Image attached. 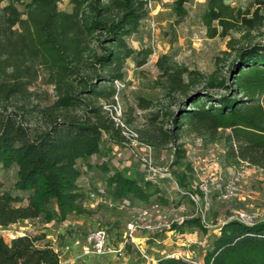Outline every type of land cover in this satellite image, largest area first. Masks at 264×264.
Instances as JSON below:
<instances>
[{
	"label": "trees",
	"instance_id": "1",
	"mask_svg": "<svg viewBox=\"0 0 264 264\" xmlns=\"http://www.w3.org/2000/svg\"><path fill=\"white\" fill-rule=\"evenodd\" d=\"M151 1L69 0L72 10L68 11L60 9L61 0L6 4L0 0V166L17 167L12 190L3 189L0 180V226L36 218L65 220L70 214L88 212L78 182L83 173L78 161L100 151L104 134L116 142L128 139L114 118L115 80L124 78V62L134 52L126 37L138 30ZM189 1H174L178 18L187 15ZM203 21L209 37L259 29L264 26V0H253L247 8L209 0ZM158 64L168 91L188 95L193 85L190 75H201L167 54ZM232 65V93H209L210 88L226 87L225 79L213 76L205 90H196L177 110L166 113L170 127L151 121L137 131V138L151 147L173 144L172 164L185 167L173 175L188 192L192 191L188 173L194 170L179 142V131L185 126L205 143L223 141L227 164L246 163L264 173V44L240 47ZM42 71L56 88L57 98L49 104L38 102L31 89ZM149 105L145 101L142 106ZM101 168L109 172L106 187L114 199L147 203L161 195L162 179L111 171L105 164ZM185 226L206 228L200 217L173 224L179 230ZM40 239L25 234L7 242L0 235V264H66L58 249L51 243L40 246ZM204 263L264 264V219L252 223L226 219L205 252ZM158 264L191 263L165 255Z\"/></svg>",
	"mask_w": 264,
	"mask_h": 264
},
{
	"label": "rangeland",
	"instance_id": "2",
	"mask_svg": "<svg viewBox=\"0 0 264 264\" xmlns=\"http://www.w3.org/2000/svg\"><path fill=\"white\" fill-rule=\"evenodd\" d=\"M9 0H4L6 4ZM175 0H153L148 14L140 21L136 32L127 38L134 49L124 62V78L115 81L118 89L117 99L120 110L118 117L124 124L127 140L116 142L103 135L101 149L87 160L80 159L83 173L78 182L85 192V214H70L65 220L53 219L45 222L42 218L25 220L10 226H0V235L7 242L19 235L40 237L38 244L51 243L61 252L66 264H156L158 258L169 255L204 263L205 252L212 246L219 234L220 225L232 218L239 210L260 212L264 208V173L261 169L241 163L229 165L225 161L223 141L205 143L188 126L179 131V142L187 149L188 162L193 172L188 173L190 188L199 189V200L191 198L188 191L181 189L170 176L174 170H184V166L172 164L174 147L154 148L133 133L146 127L151 121L168 128L171 121L168 112H173L196 90H205L206 81L213 77L225 79L226 87L208 89L213 96L233 92L234 71L232 63L236 60L238 49L247 44H264V26L251 31L231 30L228 35L209 37L203 16L209 0H190L187 15L178 18L173 12ZM233 6L247 8L253 0H227ZM20 9L22 5H18ZM60 9L72 10L69 0H61ZM167 54L175 62L187 66L189 70L199 71L201 75H185L193 82L188 95L179 91H168L158 64L160 57ZM31 89L36 92V100L49 104L57 98L56 88L49 81L47 72L33 82ZM240 96V95H237ZM150 102L148 107L142 105ZM100 102L107 104L101 99ZM157 116L158 118H156ZM149 154L158 167L162 179L161 195H155L150 202L136 198L114 199L106 183L110 170H124L128 175L139 177L145 173L142 162L134 152ZM88 164H92L89 167ZM110 171V172H111ZM17 179V167L5 169L0 166V180L3 189L12 190ZM238 179L235 195L224 198L222 190H227L229 182ZM104 196L100 201L99 197ZM207 216L206 228L185 226L175 229L173 224L184 220ZM141 224L134 233L144 256L135 244H127L126 252L118 255L108 251L105 256H95L80 262V250L89 243L91 234L104 232L109 246H119L128 233V224ZM149 224V225H145ZM190 240V245L187 242Z\"/></svg>",
	"mask_w": 264,
	"mask_h": 264
},
{
	"label": "built area",
	"instance_id": "3",
	"mask_svg": "<svg viewBox=\"0 0 264 264\" xmlns=\"http://www.w3.org/2000/svg\"><path fill=\"white\" fill-rule=\"evenodd\" d=\"M115 81L119 82L118 79ZM116 99H117V96H116ZM119 110H120V106H119V102L117 101L116 104L114 105V112H115L114 118L117 121V123L121 124L124 127L123 122L120 120V118L117 115ZM124 134L127 135L125 130H124ZM132 136L137 138L138 135L137 133H133ZM134 154H135V157L138 158L142 162L143 169L145 170L144 175H146L148 178H152L155 180L161 179L160 174L162 173H159V172H160V169H162V167L160 168L156 166V164L153 162L152 156H150L147 153L141 154L136 151L134 152ZM170 177L174 179L175 182H177L176 176L172 174ZM237 181L238 179H235L234 181L229 182L226 186L227 190L221 191V194L224 198H227L231 195H235L237 193V190H238ZM103 186L105 187L106 183L103 184ZM195 189L197 190V188ZM189 194L193 200L195 201L199 200V194L197 191L195 192V190L192 189V191H190ZM99 200L100 201L104 200V196L101 195L99 197ZM199 217L201 218L202 224L206 227L207 216L205 215V213L203 212L202 215ZM234 217L242 221L252 223L257 220L264 219V208H262L260 212L239 210L237 211ZM145 225L147 226L149 224H145ZM138 227H143V226L141 224H137L134 222L129 223L128 233L126 234L122 245H119V246H109V242L107 241V238L105 237L104 232H98L97 234H91L88 237L89 243L83 246V254L84 255H89V254L103 255V254H106L108 251H114L118 255H122L123 253L126 252L127 244H135V246L139 247V250L141 251V253L144 256H146V254L144 253V250L141 249L140 245L138 244V240L136 236L134 235V233L138 230ZM187 242L189 243L188 245L191 244L190 240L189 241L187 240ZM187 260H189L191 264H198L195 260H192L190 258H188Z\"/></svg>",
	"mask_w": 264,
	"mask_h": 264
},
{
	"label": "crops",
	"instance_id": "4",
	"mask_svg": "<svg viewBox=\"0 0 264 264\" xmlns=\"http://www.w3.org/2000/svg\"><path fill=\"white\" fill-rule=\"evenodd\" d=\"M80 254H81V260H80V262H83V261H87V260H89V259H92L93 257H95L96 256V254H89V255H84L83 254V247L81 248V250H80ZM106 254H103V256H105ZM97 256H102V255H97ZM167 256H169V255H167ZM156 264H158V263H156Z\"/></svg>",
	"mask_w": 264,
	"mask_h": 264
},
{
	"label": "water",
	"instance_id": "5",
	"mask_svg": "<svg viewBox=\"0 0 264 264\" xmlns=\"http://www.w3.org/2000/svg\"><path fill=\"white\" fill-rule=\"evenodd\" d=\"M188 103H189V101H188Z\"/></svg>",
	"mask_w": 264,
	"mask_h": 264
}]
</instances>
